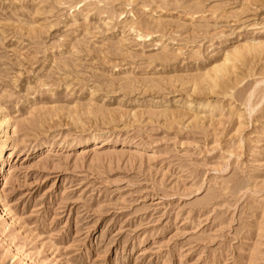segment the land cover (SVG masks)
Here are the masks:
<instances>
[{
    "label": "rangeland",
    "instance_id": "374dc122",
    "mask_svg": "<svg viewBox=\"0 0 264 264\" xmlns=\"http://www.w3.org/2000/svg\"><path fill=\"white\" fill-rule=\"evenodd\" d=\"M0 119V264H264V0H0Z\"/></svg>",
    "mask_w": 264,
    "mask_h": 264
},
{
    "label": "bare ground",
    "instance_id": "6f19581e",
    "mask_svg": "<svg viewBox=\"0 0 264 264\" xmlns=\"http://www.w3.org/2000/svg\"><path fill=\"white\" fill-rule=\"evenodd\" d=\"M1 119H2V118H1ZM1 119H0V124H5V125H6V123H5L4 121H2ZM3 120H4V119H3ZM6 122H7V121H6ZM4 140H5V139H4ZM8 147H9V146H8Z\"/></svg>",
    "mask_w": 264,
    "mask_h": 264
}]
</instances>
